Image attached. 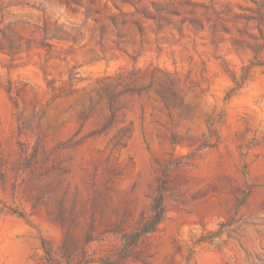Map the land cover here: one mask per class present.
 Listing matches in <instances>:
<instances>
[{
  "label": "rangeland",
  "instance_id": "374dc122",
  "mask_svg": "<svg viewBox=\"0 0 264 264\" xmlns=\"http://www.w3.org/2000/svg\"><path fill=\"white\" fill-rule=\"evenodd\" d=\"M0 264H264V0H0Z\"/></svg>",
  "mask_w": 264,
  "mask_h": 264
},
{
  "label": "trees",
  "instance_id": "16d2710c",
  "mask_svg": "<svg viewBox=\"0 0 264 264\" xmlns=\"http://www.w3.org/2000/svg\"><path fill=\"white\" fill-rule=\"evenodd\" d=\"M163 214H164V206L161 202V203H159L158 217H157V221L155 223H159Z\"/></svg>",
  "mask_w": 264,
  "mask_h": 264
}]
</instances>
